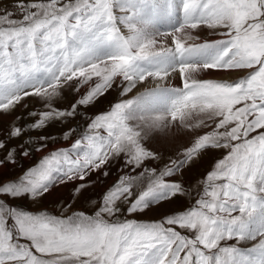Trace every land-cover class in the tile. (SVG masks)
Wrapping results in <instances>:
<instances>
[{"label": "rangeland", "instance_id": "374dc122", "mask_svg": "<svg viewBox=\"0 0 264 264\" xmlns=\"http://www.w3.org/2000/svg\"><path fill=\"white\" fill-rule=\"evenodd\" d=\"M201 1L203 3L201 10L200 6L195 5V0L193 2H188V0L185 1L189 4L188 9L191 8L189 10L190 17L195 18L198 16V22H194L195 24H189V22L185 21L184 26L174 29L171 28L172 24L168 18L164 0H158V7H161L164 10L163 18L166 21L165 26L168 29V32L166 33V30H158L154 25L149 24L146 21L143 22V20H149V10L147 7H143L142 9L147 15L146 19H143L142 14H139L138 16L141 22H136L132 25L129 21L126 22L128 26L123 25L118 29L117 25L120 26V24L118 23L117 18L114 15L106 17L105 12L107 11L104 10L105 7L103 0H0V24L5 23L7 25L4 27V30L0 29V37L2 38V41H0V73H3L5 77L8 76L7 80H5V77L0 76V98L3 96V100H5V95L11 98L14 96L15 92H17V94H25L9 104H4V102L0 100V139L5 140V148H0V160H3L4 157L9 154V149L14 150L15 159V163H8L5 161L4 164L0 166V185L6 187L10 186L6 184V182L15 181L16 178L26 169L37 165L43 156L50 154L53 150L69 147L76 138L87 131L88 124L97 123L95 131L98 132L101 129V134L106 135V133H104V128L102 127L103 121L100 120L102 114L95 116V114L100 111H104L105 109L115 110V108L118 107L122 111V115L118 114L114 118L110 115L109 117L112 122L105 124H108L112 129L114 127L113 124L116 123L114 121L120 120L126 128L129 126V128L131 127L134 131L130 136H126L125 138L122 135V141L121 136H119L120 141L114 140L116 142V147L119 148L118 156L110 158L108 163L102 169L91 173L86 177L85 181H68L67 184L56 181L50 185L49 192H46L41 198L29 199L28 195H24L19 199H11L7 196H0V202L5 203L6 206L9 207L13 204L11 208L27 211L32 214H40L43 212L61 219L73 217L74 214L80 212L87 214L88 211L91 213L96 206L99 210L102 207V197L121 177H124L125 179L131 177L132 191L134 194H138L146 187V177L152 175L151 172L146 170L155 169L157 174H160V179L165 177L166 182L179 181L183 184L184 188L180 189L181 195L173 197L172 200L163 199L162 202H158L162 197L167 195L165 191H161L149 200L148 206L144 211L131 215L126 211L129 206V201L121 198L116 201V205L120 209V212L115 215L102 213L101 218L108 223H115L126 219H136L139 222H150L156 221L162 216L171 215L174 212H184L186 210L185 208L188 207L189 202H193L198 196H200L202 190L207 187L209 183L213 182L203 179L205 173L211 171L214 164L222 158L223 155L232 153L235 150L238 151L239 146L244 143L243 140L239 144V135L233 130L236 127L238 129L241 127L240 125L245 124L247 125V131H249L250 124H246L245 119L235 118L236 112L245 111L243 117H253L252 121L254 120V117H260L259 114H256V110H252L255 101L250 96H241V93L238 90L231 88L227 93L223 94L220 92V96L222 97L221 101L220 103H216L215 101L214 104L211 103V100L204 99L200 96L199 88L197 86L198 84L194 83L190 90L191 98L188 99V97L187 102L192 100L191 105H195L203 98L204 100L201 101V103L206 104V107L190 109L186 107L188 105L186 104L183 107V110L176 111V115L173 117L170 116L167 114L166 110L169 107V103L171 102L172 106L180 105L175 103V98L178 93L180 101L184 100L186 97L183 92H179L181 89L177 88L178 91H172L174 96L171 100L166 95H159V98L156 101L158 102V109L157 107L156 109H150L146 115L138 117L142 122L138 121L136 118L133 119L131 111L133 108H140L136 105L143 95L142 92L146 91L145 102L147 105H150L152 103L148 96H151L153 100L154 94H160L159 92L164 88L163 86H155L153 88L148 87L144 90H139L137 89L139 83L144 84L146 81V83H148L147 85H150L151 83L156 82L158 78H167L165 76L167 73L169 76V72L166 73L165 71L166 68L170 66H174L176 69L180 70V67L182 66L190 67L198 62H203L201 57L197 61H194L193 64L190 63L191 60L187 59L189 55H192L193 53L190 45L189 48L191 49L189 52L186 50H184V52L181 51V47L183 46H178L176 44L171 49H166L164 46L167 45L166 47H168L171 37H173L172 40H175V37L181 38L184 40V44H188L189 40L193 39H199L198 41H201L203 38L207 39L210 36L215 35L214 33L217 34L220 31V28L224 27L223 24L225 21L226 25H228V23L231 24V22L234 23V20L230 19L231 13L238 18L239 24L241 23L240 29L243 30V22H240V20L247 19L248 11L251 10L254 17L258 16L260 18L254 20L249 25V29H252V37L259 36L264 39V8L262 7L264 3H261L262 0H257L256 2L255 0H252L253 4H248L247 1L243 0H233L235 8L238 4L243 5L245 3L246 6L236 9L233 6L230 7V11L227 10L229 6L225 1L219 0L221 4L220 8H223L220 12L214 11L215 9L212 11L206 8L209 0ZM226 1L228 4L230 3V0ZM171 2L175 8L177 0H171ZM74 3L76 9H69L70 7L72 8ZM108 3L110 6H115L116 0H108ZM216 10H218V8H216ZM226 13L228 16L226 19H222ZM213 14L215 15L213 16ZM34 15H40L45 18L55 17L54 22L46 20L42 23H38L41 26H51V28H54V24L55 28L62 29L60 21H66L67 31L81 46H85V42L87 45V36H94L98 33L104 34L106 27H109L113 32H118L120 35L119 44L112 45L114 50L117 53L122 54L126 51L127 42H131V44L128 45L129 54L125 55L121 60L116 58L107 60L108 57H106V59H103L102 61H99L98 59H90L89 62H87V59L84 58L83 55L84 48L81 52V68L73 77V72L71 71L73 50L71 54H54L52 57L45 58L41 62L43 68H47L49 64H52V66L56 65V70L59 74L58 80L54 82L50 88L31 93L33 87L30 86V84H32V81L24 72L22 75L18 74L19 76H16V85L21 87H18L16 91H13L11 87L7 88L6 86L8 82L12 81L11 78L13 77V75H10V78L9 74H7L8 71L6 72V70H13L14 67L16 70L20 69L22 65L21 58L28 59L31 54L25 36H21L18 32L20 30H25V35L30 32L33 35V40L40 42L38 34L36 33L38 32V29L36 28L37 24H34L33 20ZM249 17H252L251 14ZM199 18L200 20L205 21L209 18L208 21L212 22L209 24L202 23ZM119 19H123L122 16H119ZM182 21L183 20L180 22L184 23ZM150 25L153 27V30L148 28ZM114 26H116L117 30ZM226 27H230V25ZM187 29H190L191 31L188 33L181 32ZM256 29H262V32H257ZM39 31L43 35L42 30ZM122 32H125L124 34L129 33V35H124ZM190 33L191 38L188 36ZM2 34L9 36H2ZM131 38L132 41H130ZM175 49L180 50L179 53H177ZM153 51L157 52L153 53ZM186 53H188V56L187 58H184ZM216 54L217 52L214 53V55ZM206 55L208 60L212 62L213 55L211 53H207ZM250 57V64H261L262 67L261 70L252 72L247 76L246 88L255 85L264 93V42L252 45ZM164 58H166L167 61H163ZM127 59H130V61ZM7 62L9 63L5 65ZM136 62L139 63L140 69H134V64ZM88 63L89 65H87ZM144 63H147L151 68H155L156 66V69H152L148 71L150 72L148 73L143 66ZM218 64H222L223 67H215L214 63H209L207 66L201 65L203 70L200 74L201 77L198 78V75L195 76L197 78H191L192 76L181 77V85L183 83L199 80L205 81L202 77H209L210 75L228 81L223 78L224 75L235 72H238L236 77V79H238L248 71L244 59L228 52L221 54L220 62H218ZM168 70L171 72L174 71V69ZM120 78H122V81L117 83ZM236 79L233 78L231 81H235ZM223 80H217L218 83L216 82L215 85L213 84L214 89H218V85H227V82ZM207 82H209V80H206V83ZM171 86L174 87L173 84H171ZM135 90H137V92ZM82 98L87 101V106H76L72 109V106L78 105V102ZM144 106L145 104L142 105V107ZM59 109H72L74 110L75 115L73 117H68L66 115L65 118L52 119L48 121L43 128L31 127L34 122L39 121L41 115L56 117ZM217 109H221V116L216 112ZM32 112H35L36 115H31L30 113ZM151 117L152 120L150 119ZM147 118L150 120H145ZM155 121L157 122V125L152 124V122ZM172 126L178 133L185 132L184 134L188 137V141L176 140L174 144L175 146L173 145V148L171 149L168 148V146L159 149L160 151L154 149V146H152V144L150 145V140L153 137L151 134L149 137H145V129L149 131L154 130L152 132L160 134V130L162 131L165 128H171ZM16 127L22 129V134L16 138H8L9 131H14ZM256 127L264 130V124H257ZM118 131L119 130H113L115 135ZM157 131L159 133H157ZM65 134L68 136L67 140L64 139ZM254 134L255 133L253 132L252 135ZM207 136L212 137V140L221 143L225 140L226 143L222 146L216 147L207 145L200 147L202 140H208ZM115 137L117 139V136ZM164 137L165 135L162 134V138ZM177 142H179V146ZM42 144L46 146L40 151H37ZM26 149L29 154L23 155ZM140 153L143 154V161L139 168H134L132 165L125 164L127 158L131 159L137 157ZM181 163H183V168L180 172L177 171L168 176V174L173 169H176ZM105 171L108 173L107 176L103 174ZM88 181L93 182L87 186L82 194H77L74 198H71L73 183L80 184ZM58 183L59 186H57ZM254 185L258 187V192L263 195L264 184L257 182ZM134 198L135 197H133V199ZM241 198L243 199L242 193L240 199ZM93 200L96 201L95 204L92 203ZM173 200L177 201V203L173 204ZM246 204L245 201H242L237 206V209ZM250 210L252 209L250 208ZM259 211H264V207L259 209ZM249 212L251 211H248L247 213ZM94 215L95 214L88 216ZM230 217L231 216H224L223 218ZM247 225L249 226V222H247ZM247 225L245 226V239L242 240L240 236H233L234 238L232 240L225 238L222 241V243L232 241V243H229L228 245L233 247L237 246V244L234 243H239V246L242 245V243L244 244V247H241L240 250L239 246L234 250L232 255L233 260L239 250L235 257V264L245 263L240 262L241 257L253 252L255 250L253 248H258L261 252L264 250V233H258V231H255L256 233L254 234L253 231H248ZM177 230L185 233V235L190 234L191 236L190 232H186L183 229ZM225 234H227L226 230ZM231 234L234 235V233ZM19 242L27 243V241L23 239ZM258 243H261V245L259 246ZM228 248L229 246L226 247L227 250ZM35 254L38 257L47 260L48 264H68L67 261L62 259V256H42L40 253ZM62 255H67V253H63ZM258 260L259 262L262 260L264 261V255L259 257ZM8 264H24V261L10 260L8 261ZM72 264H75V262H72Z\"/></svg>", "mask_w": 264, "mask_h": 264}, {"label": "snow or ice", "instance_id": "6c2138e0", "mask_svg": "<svg viewBox=\"0 0 264 264\" xmlns=\"http://www.w3.org/2000/svg\"><path fill=\"white\" fill-rule=\"evenodd\" d=\"M76 106H87V101L82 98L72 109ZM72 109H59L56 117L41 115L31 127L43 128L52 119L65 118L66 115L73 117L75 112ZM30 114L36 115L35 112ZM259 123L258 119L250 121L249 132L245 134L239 150L223 155L213 169L205 173L203 179L213 182L202 190L192 207L182 213L162 216L156 221L126 219L108 223L101 218L102 213H119L116 201L121 198L129 201L126 211L131 215L144 211L149 200L161 191L167 195L158 202L181 195L183 184L179 181L166 182L165 177L160 179L155 169L146 170L152 175L146 177V187L138 194L132 191V178L121 177L102 197V207L94 216L80 212L61 219L43 212L32 214L0 202V264H8L10 260H22L24 264H48L35 253L62 256L68 264H225L217 253L224 251L220 245L225 238L232 240L234 237L230 228L225 234V222L217 214L236 211L241 187L251 189L257 182L264 184V130L256 127ZM102 127L106 135L95 131L97 123L88 124L87 131L69 147L43 156L37 165L26 169L15 181L6 182L10 186L0 185V196L11 199L24 195H28L29 199L41 198L49 192L53 182L85 181L91 173L102 169L110 158L119 154L113 139L115 133L108 124ZM21 134L22 129L16 127L14 131H9L8 138ZM64 139H68L67 134ZM45 146L42 144L37 151ZM0 148H5L4 139H0ZM8 151L9 154L0 160V166L5 161L15 163L14 150ZM28 154L26 149L23 155ZM142 161L143 154L140 153L137 157L127 158L125 164L139 168ZM182 168L183 163L168 176L180 172ZM103 174L108 175L107 171ZM92 182L73 183L71 198L82 194ZM176 203L173 200V204ZM240 211L244 208L240 207ZM236 222L232 221L233 224ZM177 229L190 232L191 236ZM21 239L27 243H20Z\"/></svg>", "mask_w": 264, "mask_h": 264}, {"label": "bare ground", "instance_id": "6f19581e", "mask_svg": "<svg viewBox=\"0 0 264 264\" xmlns=\"http://www.w3.org/2000/svg\"><path fill=\"white\" fill-rule=\"evenodd\" d=\"M190 2H193L192 0L190 1ZM147 8H148V10H149V12H151V10H150V7L151 8H153V6L152 5H149V6H146ZM192 7V6H191ZM141 10L143 9V7H141L140 8ZM191 9V8H190ZM189 9V10H190ZM193 10V9H192ZM201 17V16H200ZM176 21H177V19H176ZM177 24H179V22L177 23ZM183 24V23H182ZM190 24V23H189ZM188 24V25H189ZM187 25V26H188ZM173 26H174V24H173ZM182 26H184V24L183 25H181L180 27H182ZM187 26H185V27H187ZM179 27V28H180ZM184 27V28H185ZM148 28H150V29H152L153 30V27L150 25ZM123 30V29H122ZM158 30H160V29H158ZM166 30V33L168 32V29L166 28L165 29ZM121 31V30H120ZM119 31V32H120ZM161 31H164V30H161ZM189 31H191L190 29H187V30H183V31H181L182 33L183 32H189ZM142 32V31H141ZM156 33V32H155ZM122 34H124V32H122ZM142 34V33H141ZM200 34V33H199ZM143 35H144V33H143ZM188 36H189V38H191V33L190 34H188ZM187 37V36H186ZM188 38V37H187ZM168 39V38H167ZM188 40V39H187ZM130 41H132V38L130 39ZM156 42V41H155ZM119 44V43H118ZM121 44V43H120ZM124 44V43H123ZM182 49H181V51L183 50V48L184 47H181ZM190 49L191 48H187V49H185L186 51H190ZM180 51V50H179ZM177 53H179V52H177ZM173 55V54H172ZM175 55V54H174ZM187 56H188V53H186V56H184V58H187ZM191 55H189V57L187 58V59H189V60H191V57H190ZM178 57V56H177ZM183 58V57H182ZM163 61H167V59L166 58H164V60ZM138 63V62H137ZM168 63V62H167ZM191 63V62H190ZM175 65H176V62H175ZM143 66L145 67V69L147 70V71H150V70H152V69H156V66H155V68H151V67H149L148 66V64L147 63H144L143 64ZM154 66V65H153ZM178 66V65H177ZM166 67H168V66H166ZM168 69H174V71L173 72H171V71H169ZM158 70V69H157ZM161 71V70H160ZM202 66L201 65H197V64H195L194 66H182V67H180V70H178V69H176L174 66H170V67H168V68H166V73L167 72H169V76H168V73H167V75L165 76V77H167V78H158V80L156 81V82H153V83H151L150 85H147L148 83H146V81L144 82V84H138L137 86V89H139V90H144V89H146V88H148V87H155V86H164V85H171V84H173L174 85V87H173V89H174V91H176L177 90V88L175 87V85H178L179 84V82H180V78L181 77H186V76H192L191 78H193V77H195V76H197L198 75V78H200L201 76H200V74L202 73ZM162 72H163V70H162ZM238 72H235V73H231V74H225L224 75V79H226V80H228V81H231V79H233V78H235L236 79V77H237V74ZM221 75V74H220ZM211 77H212V75H210ZM209 76V77H210ZM152 78V77H151ZM195 78H197V77H195ZM182 79V78H181ZM122 81V78H120V79H118V81H117V83H120ZM154 81V80H153ZM150 82V81H149ZM146 83V84H145ZM157 83V84H156ZM117 86V85H116ZM129 86V85H128ZM131 87V86H130ZM192 87L193 86H189V90H191L192 89ZM127 88V87H126ZM161 90V89H160ZM136 92H137V90H135ZM178 91V90H177ZM143 93V95L141 96V98L139 99V101L138 102H144L145 103V106L144 107H142V105H140L139 107V109L137 110V108L138 107H136V109H132V111H131V115H133V119H138V117H143L144 115H146L147 114V112L150 110V109H156V107H157V104H158V102H156L157 100H158V98H159V95L160 94H154V96L153 97H155L156 95H158V97H155L153 100H151V103L152 104H150V105H148V106H146V102H145V93H146V91H143L142 92ZM160 93V92H159ZM190 94H191V91L189 92ZM147 97V96H146ZM149 98H151V96H148ZM163 97V96H162ZM205 99V98H204ZM203 98L202 99H200V101L197 103V104H195V105H191V103H187L188 105L186 106L187 108H190V109H198V108H200V107H206V104H203V103H201V101H203L204 100ZM188 101V100H187ZM192 101V100H191ZM191 101H189V102H191ZM137 103V102H136ZM138 104V103H137ZM165 105V104H164ZM137 106V105H136ZM164 108V107H163ZM157 109H158V107H157ZM136 110V111H135ZM135 111V112H134ZM134 113H136V114H134ZM185 113V112H184ZM156 117V116H155ZM151 120H152V117L150 118ZM150 119H145V120H150ZM138 121H140V122H142V120H139L138 119ZM202 121V120H201ZM191 122V121H190ZM200 122V121H199ZM149 123H150V121H149ZM152 124L154 125V124H156L157 125V122L155 121V122H152ZM155 125V126H156ZM165 125V124H164ZM62 128V127H61ZM147 128V127H146ZM153 129V128H152ZM159 129V128H158ZM149 130H146L145 129V131H144V134H145V137H149L150 136V134L152 135V139L150 140L151 142H150V145L152 144V146H154V149H156V150H159V149H163V148H166L167 146H168V148H173V145L175 144V142H176V140H182V141H188V137L184 134V133H178L176 130H175V128L172 126L171 128H165L164 130H160V134H156L155 132H152V131H154V130H152V131H149ZM181 132V131H180ZM157 133H159L158 131H157ZM163 135H165V137L164 138H162V134ZM160 136H161V138H160ZM189 136V135H188ZM146 139V138H145ZM164 140V141H162V140ZM149 141V140H148ZM178 143V146H179V142H177ZM182 143V142H181ZM157 144V145H156ZM182 145V144H181ZM175 146V145H174ZM176 148H177V146H176ZM175 149V148H174ZM160 151V150H159ZM260 209V208H259ZM249 222V226H248V231H253L254 232V234L256 233L255 231H258V233L260 232H262V233H264V211H257L256 212V214H255V217H253V219H251V220H249L248 221ZM251 228V229H250ZM253 235V234H252ZM247 240H248V238H247ZM264 240V239H263ZM250 242V241H249ZM252 243H253V241H252ZM251 244V243H250ZM259 244V243H258ZM261 245V243L259 244V246ZM258 246V245H257ZM258 246V247H259ZM253 249H255L253 252L255 253V254H257V258H259V257H262L263 255H264V250H263V252H261V251H259V249L258 248H253ZM244 255V254H243ZM243 257V256H242ZM242 257H241V259H242ZM254 258V257H253ZM241 259H240V262H241ZM263 261V260H262ZM262 261H260V264H264ZM249 263V262H248ZM247 262H245V263H243V264H248ZM240 264V263H239Z\"/></svg>", "mask_w": 264, "mask_h": 264}, {"label": "crops", "instance_id": "0c3cea01", "mask_svg": "<svg viewBox=\"0 0 264 264\" xmlns=\"http://www.w3.org/2000/svg\"><path fill=\"white\" fill-rule=\"evenodd\" d=\"M185 1H187V0H185ZM155 4H156V8H158V0L155 1ZM165 5H166V10H167L168 4L166 2H165ZM195 5L200 6V0H195ZM171 8L174 9V6H173L172 2H171ZM206 8L208 10H212V11H213V9H215V6H214V3L212 2V0H209V3H208ZM167 15H168V18H169V14L168 13H167ZM178 16H179V14H176V17H178ZM169 20H170V18H169ZM183 24L185 25V22ZM172 26H173V24H172Z\"/></svg>", "mask_w": 264, "mask_h": 264}]
</instances>
